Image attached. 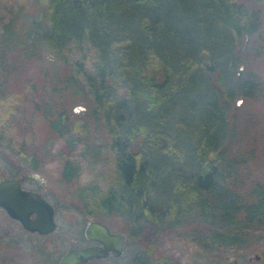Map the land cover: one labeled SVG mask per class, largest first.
Returning <instances> with one entry per match:
<instances>
[{
  "label": "trees",
  "instance_id": "1",
  "mask_svg": "<svg viewBox=\"0 0 264 264\" xmlns=\"http://www.w3.org/2000/svg\"><path fill=\"white\" fill-rule=\"evenodd\" d=\"M39 2L33 19L36 32L64 58L80 54L69 61L62 83L85 90L94 125L106 139H94L88 147L95 154L113 149L114 175L103 194L107 202L103 207L136 216L131 220L138 216L152 235L194 222L204 225L212 244L235 248L246 244L251 231L264 227V184L254 183L245 197L239 192L243 181L239 165L245 150L233 152L231 145L238 141L253 152L257 143L264 142V117L237 112L232 95L264 101V80L241 55L251 38L254 53L264 55V0ZM11 35L8 25L0 47ZM30 41L34 42L33 37ZM241 64L244 70L238 71L228 89L224 69ZM7 86V80H0V141L10 134L8 124H30L37 117L23 104L16 108ZM187 89L207 98L195 124L192 164L185 170L178 164L177 170L168 167L165 171L149 149L173 161L182 160V154L176 136L154 130V123L166 126L172 120L167 119L172 113L163 103ZM29 103L47 131L37 146L20 149L19 155L28 168L39 170L55 140L68 134L66 147L57 152L67 156L78 140L73 131L80 126L50 100ZM175 103L184 104L182 100ZM178 124L174 128L181 134L183 126ZM71 167L67 159L65 173L72 177ZM167 173L174 176L172 189L158 201L155 179ZM152 201L162 202L164 210L157 212ZM140 229L129 233L136 235ZM142 258L143 252L137 253L133 264H143Z\"/></svg>",
  "mask_w": 264,
  "mask_h": 264
},
{
  "label": "rangeland",
  "instance_id": "2",
  "mask_svg": "<svg viewBox=\"0 0 264 264\" xmlns=\"http://www.w3.org/2000/svg\"><path fill=\"white\" fill-rule=\"evenodd\" d=\"M40 7L39 0H0V39L7 26H12L10 40L0 47V72H2L0 80H7L9 99L15 103L16 108L19 104H23L37 116L30 124L20 123L21 125L18 126L8 124L10 134L7 133L0 141V167L5 174L19 175L28 170L19 155V150L37 146L47 131L45 122L40 115L38 116L39 112L35 111L29 102L39 101L40 98L50 100L60 110L64 109L80 126L73 131V137L78 140L67 156L59 155L57 152L66 147L65 138H68V134L55 140L49 155L41 161L38 170L46 181L45 191L48 192V197L58 211L62 212L60 231H64L69 238L75 236L78 230V238H82V230L87 220L94 218L104 221L113 231L126 233L129 239L141 241L126 242L124 252L119 258L93 260L87 264H133L139 252H143V264H155L162 257L167 258L169 264H234V259L236 264H264V227L251 231L248 235L250 239L242 247H226L209 242L205 227L200 223L188 222L152 235L148 232L147 224L141 219L138 220V216L135 220H131L136 216L132 217L129 213L116 210L112 206L109 209L103 207V204L107 203L103 194L114 175L113 149L108 147L95 154L88 147L94 139H97L96 142L98 140L104 142L106 139L100 136L103 133L94 125L95 121L90 114L85 90L78 88V85H75L74 89L62 83L69 61L74 57H80V54L77 52L76 55L68 56L66 59L45 41L41 33L36 32L38 26L34 27L33 19L38 15ZM36 34L37 37H34ZM32 37L34 42L31 43ZM249 40H246L248 46L245 45V48L241 49V55L245 56V60L249 61V67L259 72L264 80V55L254 53L255 41L252 38L250 42ZM204 42L211 43L207 39ZM215 49V52H218L217 48ZM239 70H244L243 64L239 67L233 65L229 71L224 69L223 81L228 89L232 88ZM232 96L237 112L251 111L256 117H264L263 99L251 101L243 99L239 94ZM171 100L167 99L163 106L170 108L172 114L168 113L167 119L172 120L168 121L166 126L154 123L153 129L176 136L177 148L182 154L179 159L182 160L178 161L177 157L176 161H173L166 154H159L152 149L149 151L153 154V160H159L165 171L168 167L172 168L171 171L177 170L178 164L185 170L186 165L192 164L190 149L195 144L193 134L197 130L195 124L207 98L204 94H200V91L187 89L182 94L176 95L173 102ZM178 100H182L184 104H174ZM2 112L3 109L0 107V113ZM161 116L165 117L163 114ZM173 119L180 123L178 125L183 126L181 134L174 128L177 123ZM186 131L189 133L185 134ZM250 147L238 141L232 142L231 145L233 152L243 153L242 151L245 150L243 153L245 158L239 165L243 174L239 192L244 197L254 183L264 184V142L257 143L253 152L252 149L246 150ZM67 159L72 165L71 172H75L72 177L65 173ZM167 174L155 179L158 201L164 200L168 196L167 192L172 189L174 176L173 173ZM156 203L158 202L152 201L156 211L158 212L157 209L163 211L164 204ZM138 228H141L140 233L130 235L131 230L136 231ZM17 239L24 240L21 243L25 248L28 247V236L18 234ZM63 247L62 244L60 248ZM53 248L55 247L51 246V250Z\"/></svg>",
  "mask_w": 264,
  "mask_h": 264
},
{
  "label": "flooded vegetation",
  "instance_id": "3",
  "mask_svg": "<svg viewBox=\"0 0 264 264\" xmlns=\"http://www.w3.org/2000/svg\"><path fill=\"white\" fill-rule=\"evenodd\" d=\"M40 169V165H39ZM33 174H36L35 177ZM16 179L19 182V187L23 191L32 192L33 194H38L42 199L47 201L52 207V220L53 227L52 229L46 232H39L38 230H29L26 229L19 219L12 217L4 205L0 203V264H60L62 257L72 249H78L82 247L89 246H103L101 242H120L119 246L121 247V253L119 255H114L111 252L100 258H92L82 264H87L93 260H103L108 258H119L123 252L126 242H141L138 239H129L128 235L121 231H113L104 221L103 222L111 232H121L126 235V238L123 240H102V239H89L84 235V228L87 222L91 219H88L85 226L83 227L82 238H78V230L75 236L67 237L66 233L61 232L62 212L58 211L55 204L48 197V192H46V181L40 176L38 170H33L28 168V170L21 172L19 175H7L0 167V184L4 181ZM29 183V184H28ZM6 197H9L6 195ZM6 201L10 202L11 205L15 204L17 197L12 196ZM29 218L34 220L36 218V213L31 212ZM18 234L26 235L29 237L27 239L28 247L25 248L23 245L24 240L17 239ZM52 236H58L57 238H50ZM78 242H80L78 244ZM83 242V243H81ZM64 245L63 248H60L61 245ZM51 246H54L51 250ZM53 254V255H52ZM236 264V260H233Z\"/></svg>",
  "mask_w": 264,
  "mask_h": 264
},
{
  "label": "water",
  "instance_id": "4",
  "mask_svg": "<svg viewBox=\"0 0 264 264\" xmlns=\"http://www.w3.org/2000/svg\"><path fill=\"white\" fill-rule=\"evenodd\" d=\"M35 177L36 174H33ZM8 195L9 197H6ZM12 196L17 197L15 204L11 205V201L6 199ZM0 203L5 206L8 213L21 222V224L29 230H38L46 232L53 227L52 207L42 199L38 194L23 191L19 187L16 179H10L0 184ZM36 213V218L31 220L29 214ZM84 235L89 239L102 240H123L126 235L121 232H111L109 228L98 220L91 219L84 228ZM103 246H89L78 249L69 250L61 259L60 264H82L92 258H100L107 256L110 252L114 255L121 253L120 242H101ZM155 264H169L167 258H160Z\"/></svg>",
  "mask_w": 264,
  "mask_h": 264
}]
</instances>
